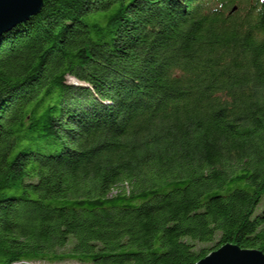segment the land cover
Listing matches in <instances>:
<instances>
[{"label": "trees", "instance_id": "16d2710c", "mask_svg": "<svg viewBox=\"0 0 264 264\" xmlns=\"http://www.w3.org/2000/svg\"><path fill=\"white\" fill-rule=\"evenodd\" d=\"M225 243L264 253V0H43L0 35V264Z\"/></svg>", "mask_w": 264, "mask_h": 264}, {"label": "water", "instance_id": "95a60500", "mask_svg": "<svg viewBox=\"0 0 264 264\" xmlns=\"http://www.w3.org/2000/svg\"><path fill=\"white\" fill-rule=\"evenodd\" d=\"M43 0H0V35L41 11ZM195 264H264V253L225 243Z\"/></svg>", "mask_w": 264, "mask_h": 264}, {"label": "rangeland", "instance_id": "374dc122", "mask_svg": "<svg viewBox=\"0 0 264 264\" xmlns=\"http://www.w3.org/2000/svg\"><path fill=\"white\" fill-rule=\"evenodd\" d=\"M69 82H74L75 79L68 77ZM28 264H49V263H45V262H34V263H28Z\"/></svg>", "mask_w": 264, "mask_h": 264}]
</instances>
